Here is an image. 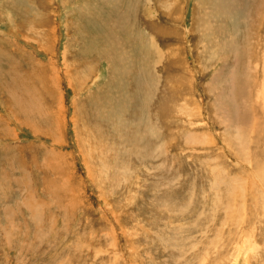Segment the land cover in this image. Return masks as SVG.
<instances>
[{"label":"rangeland","instance_id":"rangeland-1","mask_svg":"<svg viewBox=\"0 0 264 264\" xmlns=\"http://www.w3.org/2000/svg\"><path fill=\"white\" fill-rule=\"evenodd\" d=\"M263 56L264 0H0V264H264Z\"/></svg>","mask_w":264,"mask_h":264},{"label":"bare ground","instance_id":"bare-ground-1","mask_svg":"<svg viewBox=\"0 0 264 264\" xmlns=\"http://www.w3.org/2000/svg\"><path fill=\"white\" fill-rule=\"evenodd\" d=\"M101 42V41H100ZM93 44V43H92ZM118 44V43H117ZM116 44V45H117ZM119 45V44H118ZM115 47V46H114ZM120 48L118 49V50H120L121 51V46H119ZM152 47V46H151ZM123 48V47H122ZM224 51V50H223ZM122 52V51H121ZM124 53V52H123ZM118 55V54H117ZM122 55V54H121ZM110 56V55H109ZM264 57V56H263ZM252 57H250V59H251ZM110 60V59H109ZM253 60V59H252ZM124 66V65H123ZM262 73H263V83H262V95L264 96V61L262 62ZM120 68H122L121 66H120ZM117 71V70H116ZM119 71V70H118ZM126 71V70H125ZM35 90V89H34ZM28 92V91H27ZM29 93V92H28ZM27 94V93H26ZM33 95H34V93H33ZM38 96V95H37ZM109 96V95H108ZM262 96V97H263ZM39 97V96H38ZM20 101V100H19ZM29 101V100H28ZM263 102V101H262ZM20 103H22V102H20ZM33 103V102H32ZM264 104V103H263ZM35 105V104H34ZM25 107V106H24ZM29 107H27V109H28ZM34 112V111H33ZM25 115V114H24ZM264 206V205H263ZM264 208V207H263ZM244 212V211H243ZM249 236V235H248ZM237 237V236H236ZM255 241L254 240H251L250 241V243H249V246L251 247V248H253V246H254V243ZM258 249V248H257ZM233 251V250H232ZM206 259V258H205ZM235 260V259H234ZM236 262V261H235ZM232 263V262H231Z\"/></svg>","mask_w":264,"mask_h":264}]
</instances>
